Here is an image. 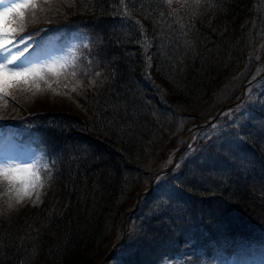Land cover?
<instances>
[{"label":"trees","instance_id":"obj_1","mask_svg":"<svg viewBox=\"0 0 264 264\" xmlns=\"http://www.w3.org/2000/svg\"><path fill=\"white\" fill-rule=\"evenodd\" d=\"M33 3L23 15L13 13L8 26L18 32L41 25L32 49L72 43L76 62L66 86L86 84L97 71L103 84L81 95L83 114L49 102L27 108L20 99L36 93L30 82L0 102L1 127L46 156L38 203H16L0 181V264L98 262L133 201L138 211L118 251L125 247L129 264H157L178 249L177 238L193 249L186 264H201L199 249L212 240L244 255L259 248L264 264L263 92L229 159L204 140L193 165L155 176L181 143L173 115L191 114L199 123L212 110V117L218 101L238 96L264 64L255 50L264 1L182 0L177 8L164 0ZM54 4L58 16L46 19L41 11ZM152 74L156 96L146 80ZM231 129L224 146L236 139ZM228 166L221 177L211 171ZM158 181L162 192L138 197Z\"/></svg>","mask_w":264,"mask_h":264},{"label":"rangeland","instance_id":"obj_2","mask_svg":"<svg viewBox=\"0 0 264 264\" xmlns=\"http://www.w3.org/2000/svg\"><path fill=\"white\" fill-rule=\"evenodd\" d=\"M173 8H177L176 3L178 0H169ZM264 1V0H263ZM13 2H20V0H5L6 4L13 3ZM4 5H0V7H3ZM59 6L56 4L46 6L45 9L41 11L42 16H44L46 19L50 17H56L58 14L54 13L55 10ZM25 29V28H24ZM264 32V26L262 27ZM74 39V38H73ZM70 41V40H69ZM257 54L264 59V33H260V36L258 38L257 42ZM61 51V50H59ZM71 54V55H70ZM35 55H32L30 57V64L27 66H33L35 64L38 66L40 63L49 64L51 65V68L47 71H51V74L55 75H63L66 80H68V75L65 74L64 70L66 67L72 63L71 58L73 55V46L72 43H68L65 48H63L62 52H56V51H48L44 53V55H38L35 57V59L32 61V58ZM0 59H3V57H0ZM68 62V63H67ZM25 64L24 61H20V65L23 66ZM67 64V65H66ZM264 66V64H263ZM262 66V67H263ZM42 73V72H41ZM39 74L35 78L29 77L31 79H37V78H43L46 77V74ZM149 82V85L151 84L152 92L154 95H158L157 92V77L154 76V74L150 75L147 79ZM95 83V80L88 81L84 86L80 85L79 83H75L73 86L78 89V93L82 94L86 91V87H89L90 85H93ZM103 84L102 81H100L96 86H101ZM221 85V84H220ZM39 89V87L37 88ZM92 89V88H90ZM34 90V89H33ZM59 91L63 92L64 95H40L36 93L29 92L27 95L25 94L23 98L20 99V101L27 107V108H43V106L49 102L50 106H54L56 109H67L71 112L83 114L84 108L82 105V99H85V96L78 95L75 98H72L69 96V92L66 89H58ZM219 91V90H218ZM259 93H264V77L260 78L256 81V83H253L249 85L244 93V98L241 102H238L234 105H228L226 109L223 111V113L220 115L218 119H215L214 121H211V117H209L211 114H213V111L211 110L207 117L204 116V119L199 121L197 123L194 120V117L191 114H174L172 117L173 121H177V129L182 132V139H184L185 148L184 151L179 156L176 166L174 168H179L180 166L186 164V162H189V164L193 165V162L191 161V156L194 154L197 155L198 151V143H201L204 140H207V142H213L216 146V148H220L223 150L224 154H227V159L229 155L235 154L236 150L234 149L235 142L240 139V134L242 131V127L245 126V123L247 121H251L252 118H254L255 112L254 110L259 107L260 103V97ZM218 93V92H217ZM83 95V94H82ZM153 95V96H154ZM231 96L230 94L228 97ZM227 100H220L219 106L222 104H228L231 101L225 102ZM240 106H243L240 111L238 112L237 109L240 108ZM231 113V115L229 114ZM211 121V122H210ZM199 126L198 128H196ZM234 133L233 136L236 139H233L232 141H225V146L222 144L224 142V139L227 137L229 130ZM228 132V133H227ZM227 133V134H226ZM213 137H215L213 139ZM181 146L179 145L178 150ZM177 151V149H176ZM175 151V152H176ZM174 152V154H175ZM174 154L170 157H168L165 167L170 166ZM226 156L222 157L221 159L225 158ZM241 156L244 158L245 154H241ZM0 164H3L5 167H17V168H29V173H23L27 177L28 181H31L32 184L35 185V187H29L27 190L31 193V195H25L24 192V185L21 184H14L12 186V190L8 186V193H11L14 196L16 203H32L35 200L36 202H39V189L41 187L42 181L44 179V176L42 175L43 167L46 164V156L45 154L38 149H32L28 146H20L16 142H14L9 135L0 134ZM228 167H222L218 170H214L212 168V172H215V176L221 177L223 176L225 170L232 169ZM174 170V169H173ZM179 170H176L175 173L177 174ZM175 173L172 174V176L176 175ZM39 176V180L37 181L34 178V175ZM4 180L3 177H0V181ZM158 180V179H157ZM156 180V181H157ZM155 181V182H156ZM160 183H164V181H158L154 187H152L151 190H147L143 195V197L148 200L149 198H153L157 195L158 192H162L164 189L163 186L160 185ZM38 197V199H37ZM133 209L131 211V214L134 213V211H138L136 208V202H132ZM137 209V210H136ZM131 219V217H130ZM128 218L126 217V223ZM130 222V220H129ZM128 222V223H129ZM123 225V218L118 221V224L116 226V229L109 235V254H107L103 259L99 260L98 262L95 261L96 264H109L108 262L111 261L110 264H128L129 261L126 258V250L125 247L122 246L121 253H118L119 247L122 244L121 238L127 236L128 231H124L122 229ZM123 238V239H124ZM135 238V236H133ZM178 239V240H177ZM177 246L180 247V249H177L175 252H169L166 254L162 260H160L157 264H185L183 261V258H189L193 255V249L189 246L190 241L188 240L186 245H184V241L181 238H177ZM120 241V242H119ZM107 245V246H108ZM136 246L135 243H131L129 245L130 248H134ZM185 246V248H184ZM201 264H260L261 259V251L257 249H253L251 253L248 256H243L241 254H238L230 249V247L223 246V244L218 243L217 241H209L207 242L201 249H199V253ZM93 263V264H95Z\"/></svg>","mask_w":264,"mask_h":264},{"label":"snow or ice","instance_id":"obj_3","mask_svg":"<svg viewBox=\"0 0 264 264\" xmlns=\"http://www.w3.org/2000/svg\"><path fill=\"white\" fill-rule=\"evenodd\" d=\"M0 98L6 97L8 91L18 82H28L29 77L35 78L41 72L51 68V65L40 63L38 66L20 65L21 59L26 53H29L34 46L35 36L37 33H30L28 36L15 35L16 29L8 26V18L13 14L23 15V10L37 6L32 0H20V2H13L6 4L5 0H0ZM43 31V30H40ZM39 53L32 58V61ZM240 108L237 109L239 112ZM231 115V113H229ZM23 173H29V168L5 167L0 164V177H3L8 182L10 190L14 184L24 185L25 195H31L28 192L29 187H35L31 181ZM34 178L38 181V175ZM38 199V197H37Z\"/></svg>","mask_w":264,"mask_h":264},{"label":"water","instance_id":"obj_4","mask_svg":"<svg viewBox=\"0 0 264 264\" xmlns=\"http://www.w3.org/2000/svg\"><path fill=\"white\" fill-rule=\"evenodd\" d=\"M239 100L240 99H238L237 101H239ZM234 103L235 102L231 103V105L234 104ZM226 107H227V105L221 106L220 112H222ZM198 127L199 126H197L196 128H198ZM183 150H184V141L182 142V145H181L180 149L174 155L173 160H172V163H171V166L168 167V168H166L165 171L169 170L175 164V161L177 160V158L179 157V155L182 153ZM160 172H163V170H161ZM122 229H123V233H124V231H125V222H123Z\"/></svg>","mask_w":264,"mask_h":264},{"label":"bare ground","instance_id":"obj_5","mask_svg":"<svg viewBox=\"0 0 264 264\" xmlns=\"http://www.w3.org/2000/svg\"><path fill=\"white\" fill-rule=\"evenodd\" d=\"M246 86V84L244 83L243 85H242V87H245ZM37 93H40V92H37ZM41 94V93H40Z\"/></svg>","mask_w":264,"mask_h":264}]
</instances>
